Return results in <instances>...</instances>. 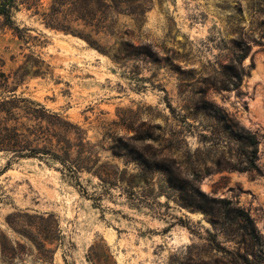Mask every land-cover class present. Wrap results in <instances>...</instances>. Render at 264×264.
Returning a JSON list of instances; mask_svg holds the SVG:
<instances>
[{"label": "rangeland", "instance_id": "rangeland-1", "mask_svg": "<svg viewBox=\"0 0 264 264\" xmlns=\"http://www.w3.org/2000/svg\"><path fill=\"white\" fill-rule=\"evenodd\" d=\"M16 21L30 38L0 31L4 70L23 67L18 92L82 129L94 163L0 151V264H231L240 237L213 230L195 187L264 242V0H152L92 35L106 53ZM239 127L257 170L238 169Z\"/></svg>", "mask_w": 264, "mask_h": 264}, {"label": "trees", "instance_id": "trees-1", "mask_svg": "<svg viewBox=\"0 0 264 264\" xmlns=\"http://www.w3.org/2000/svg\"><path fill=\"white\" fill-rule=\"evenodd\" d=\"M152 0H0V31L9 29L19 39L27 42L28 28L20 27L16 14L25 12L45 28L76 36L101 53H106L93 38V34H114L118 15H129L137 23ZM86 29V30H84ZM244 57L241 55L240 60ZM0 59V151L12 153V157L50 158L60 162L70 173L79 169L89 170L93 150L85 140L84 132L66 116L46 108L40 102L18 92L25 71L18 66L5 71ZM236 134L242 141L241 155L246 164L239 170H257L254 161L257 140L254 134L239 127ZM235 167V166H233ZM196 196L208 204H196L208 215L217 234L224 237H240V247L231 264H264V242L249 214L225 198L207 196L198 187Z\"/></svg>", "mask_w": 264, "mask_h": 264}]
</instances>
